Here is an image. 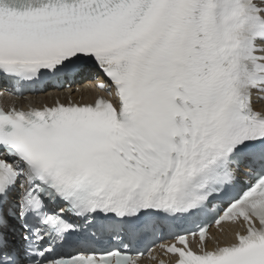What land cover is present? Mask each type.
I'll use <instances>...</instances> for the list:
<instances>
[{
    "label": "snow or ice",
    "instance_id": "1",
    "mask_svg": "<svg viewBox=\"0 0 264 264\" xmlns=\"http://www.w3.org/2000/svg\"><path fill=\"white\" fill-rule=\"evenodd\" d=\"M85 73L91 103L0 107V264H140L155 247L264 264V0H0V76ZM209 212L245 231L212 250L207 225L177 231Z\"/></svg>",
    "mask_w": 264,
    "mask_h": 264
},
{
    "label": "bare ground",
    "instance_id": "2",
    "mask_svg": "<svg viewBox=\"0 0 264 264\" xmlns=\"http://www.w3.org/2000/svg\"><path fill=\"white\" fill-rule=\"evenodd\" d=\"M82 88H84V87H82ZM72 90H74V88ZM49 93H50V91L47 92V93H45V94H43V95H41L40 97H46V96L49 95ZM222 238H224V239H231L229 233H227V235L225 237H222ZM222 238H221V240H222Z\"/></svg>",
    "mask_w": 264,
    "mask_h": 264
}]
</instances>
